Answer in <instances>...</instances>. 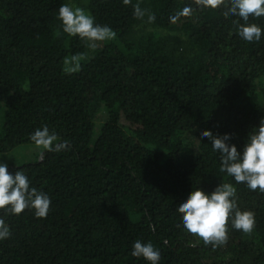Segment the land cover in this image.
<instances>
[{"label": "trees", "instance_id": "16d2710c", "mask_svg": "<svg viewBox=\"0 0 264 264\" xmlns=\"http://www.w3.org/2000/svg\"><path fill=\"white\" fill-rule=\"evenodd\" d=\"M73 1L116 32L76 64L87 41L63 31L65 0H0V152L33 143L45 125L69 142L7 164L51 204L46 218L0 210L11 232L0 264H150L131 254L137 240L153 244L158 264H264V193L221 172V153L201 135L231 134L242 152L264 118V17H250L262 35L247 42L223 6ZM186 6L191 16L172 23ZM222 183L256 223L246 234L229 220L226 244L213 248L184 229L177 209L194 189Z\"/></svg>", "mask_w": 264, "mask_h": 264}, {"label": "clouds", "instance_id": "9594fccd", "mask_svg": "<svg viewBox=\"0 0 264 264\" xmlns=\"http://www.w3.org/2000/svg\"><path fill=\"white\" fill-rule=\"evenodd\" d=\"M125 5L131 0H123ZM199 8L218 9L223 6L222 15L225 18L237 17L233 20L237 34L247 42L259 41L262 29L256 23H250V17H264V0H194ZM147 10L141 9L139 4L134 5V15L142 19ZM192 9L184 7L175 16L170 17L176 23L181 16H191ZM62 21L63 31L69 36H79L88 41V47L95 49L98 41L112 40L116 32L109 26L94 22V17L87 14L80 7H71L62 4L58 12ZM155 15L148 14V21L153 22ZM243 21V22H241ZM202 137H207L214 151L221 153L220 171L233 177L237 184H246L252 190L264 193V118L259 126L248 135L243 151H238L235 144H229L231 134L223 136L213 135L210 130H204ZM35 146L49 152L68 150L69 142L60 141L55 132H50L45 125L37 128L30 134ZM43 154V153H41ZM237 190L231 183L219 184L211 193L200 188L190 192L187 199L178 206L184 229L197 237L205 246L213 248L226 244L228 240V224L243 233L251 234L255 227V215L250 210H241L236 202ZM50 197L30 187V181L21 170L14 174L8 171L6 163H0V210L6 213L19 215L26 209L34 211L36 218H46L50 209ZM11 232L5 220L0 218V241L8 239ZM135 257H143L150 264H158L159 251L152 243H142L137 240L133 244L131 253Z\"/></svg>", "mask_w": 264, "mask_h": 264}, {"label": "rangeland", "instance_id": "374dc122", "mask_svg": "<svg viewBox=\"0 0 264 264\" xmlns=\"http://www.w3.org/2000/svg\"><path fill=\"white\" fill-rule=\"evenodd\" d=\"M83 0H81L82 2ZM65 4H68L69 6L75 8V7H80L82 9L83 6L80 5V3H77L76 1L73 0H65ZM85 10V9H84ZM88 41H87V49L83 52V54H79L74 56L75 58V64L81 60L83 57H86L91 54L93 49L88 47ZM98 44V42H97ZM74 62L73 64H68L66 60L64 61V66L65 67H71L75 65ZM98 118H102L103 114L101 112L98 113ZM96 127H94V130ZM41 150L35 146L34 143H20L9 149L8 151L5 152H0V163H10V162H20V161H26V160H32L35 158L38 154V151Z\"/></svg>", "mask_w": 264, "mask_h": 264}]
</instances>
